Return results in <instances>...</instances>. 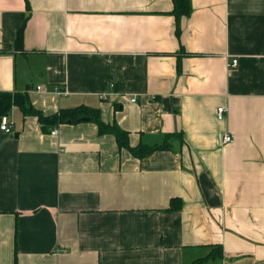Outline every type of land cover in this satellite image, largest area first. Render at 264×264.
I'll return each instance as SVG.
<instances>
[{"label": "crops", "instance_id": "obj_1", "mask_svg": "<svg viewBox=\"0 0 264 264\" xmlns=\"http://www.w3.org/2000/svg\"><path fill=\"white\" fill-rule=\"evenodd\" d=\"M190 5L0 0L1 92L43 116L98 110L130 147L170 136L136 159L88 117L43 131L12 107L0 264H194L218 246L203 264H264V0Z\"/></svg>", "mask_w": 264, "mask_h": 264}, {"label": "trees", "instance_id": "obj_2", "mask_svg": "<svg viewBox=\"0 0 264 264\" xmlns=\"http://www.w3.org/2000/svg\"><path fill=\"white\" fill-rule=\"evenodd\" d=\"M173 10L172 14L176 20L182 17H187L191 12L190 0H172ZM22 28L17 33V41L21 39ZM12 107H17L21 111L24 117H35L41 126L43 131H48L50 128L65 124L66 122L75 123L77 120L88 117L90 121H93L97 127L98 135H112L119 150H127L134 158L143 159L150 154L157 151L169 150L170 146L168 140L170 136L166 138L163 145L148 146L145 144H138L135 147H130L128 142V133L121 130L115 123H105L101 120L98 110L90 109L86 107H77L73 109H62L57 114L50 116H43L41 112L37 111L31 104L28 97L25 94L15 93H3L0 91V117L9 113ZM180 208V203L176 204L175 200L170 201L169 209L176 210ZM221 256V248L215 247L206 257L197 260L194 264H203L211 258Z\"/></svg>", "mask_w": 264, "mask_h": 264}, {"label": "built area", "instance_id": "obj_3", "mask_svg": "<svg viewBox=\"0 0 264 264\" xmlns=\"http://www.w3.org/2000/svg\"><path fill=\"white\" fill-rule=\"evenodd\" d=\"M236 63H237V60H232L231 63L229 64V67H235L236 66ZM36 89L39 90V91L42 90L41 87H37ZM131 101L134 102L135 99H132ZM225 112H226V109L225 108H223V107L218 108L217 111H216L217 119L218 120L223 119ZM11 126H12V124L5 119L1 123L0 129L2 131H4V132L8 133V132H10ZM56 134H57V130L50 131V135L51 136H55ZM232 140H233L232 139V136L227 133V134H224L222 136L221 142H222V144H229V143L232 142Z\"/></svg>", "mask_w": 264, "mask_h": 264}, {"label": "water", "instance_id": "obj_4", "mask_svg": "<svg viewBox=\"0 0 264 264\" xmlns=\"http://www.w3.org/2000/svg\"><path fill=\"white\" fill-rule=\"evenodd\" d=\"M82 121H88L89 119L88 118H83L81 119Z\"/></svg>", "mask_w": 264, "mask_h": 264}]
</instances>
